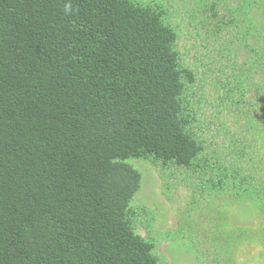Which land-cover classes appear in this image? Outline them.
<instances>
[{
  "label": "trees",
  "instance_id": "obj_1",
  "mask_svg": "<svg viewBox=\"0 0 264 264\" xmlns=\"http://www.w3.org/2000/svg\"><path fill=\"white\" fill-rule=\"evenodd\" d=\"M144 1L0 0V264H161L129 158L264 254V0Z\"/></svg>",
  "mask_w": 264,
  "mask_h": 264
},
{
  "label": "rangeland",
  "instance_id": "obj_2",
  "mask_svg": "<svg viewBox=\"0 0 264 264\" xmlns=\"http://www.w3.org/2000/svg\"><path fill=\"white\" fill-rule=\"evenodd\" d=\"M150 1L157 0H145L144 2L149 3ZM161 1L164 4H172V8L179 5L178 0ZM175 22H177L176 19L172 18V24ZM182 38V40L186 39L185 36ZM127 162L141 174L140 188L133 196L130 202L131 206L143 205L152 209L150 216L144 214L140 217L143 223H138L137 231L145 235L147 230L148 238L155 241L157 251L162 253L159 254L161 264H244V262H247L246 264H264V254H260L262 252L260 244L247 246L244 251L240 248L238 256L236 252H232L233 247H231L228 253L231 252L232 257L228 253L225 254V249L218 250L221 247L219 243L223 242L221 234L229 226L235 225V223L239 226L255 225L256 217L248 204L239 203L232 210L226 205L223 210L221 206L210 208V212L207 214L208 224L203 222L201 217L198 220L188 221L187 225L180 226V214H182L180 212L184 211L183 214L188 215L187 206L193 199L194 189H196L195 195L198 196L197 187L189 184L194 181L189 178L181 179L182 176H185L178 173L179 169H182L181 167L171 166L160 174L157 169L141 158H129ZM172 174H175L177 178ZM166 179L171 183L168 195L161 192L164 189L162 182ZM197 210L196 208L195 211L197 212ZM193 212L191 218L194 216ZM202 215L203 213L198 212L197 218Z\"/></svg>",
  "mask_w": 264,
  "mask_h": 264
}]
</instances>
